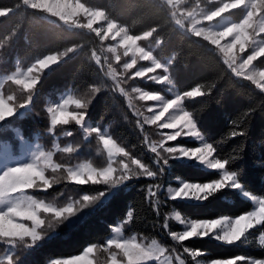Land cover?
Instances as JSON below:
<instances>
[{
    "label": "snow or ice",
    "instance_id": "6c2138e0",
    "mask_svg": "<svg viewBox=\"0 0 264 264\" xmlns=\"http://www.w3.org/2000/svg\"><path fill=\"white\" fill-rule=\"evenodd\" d=\"M237 11L245 14L234 20ZM34 14L57 23L41 33L46 43L34 45L0 83V264H40L29 258L58 230L67 239L97 207L130 189L137 198L105 226L106 238L84 242L77 254L49 255L46 264H264V171L260 188H252L241 163L252 120L257 113L264 117V0H120L111 9L85 0L0 4V20L16 15L10 27L0 26L6 74L8 54ZM126 14L135 17L132 23ZM229 20L234 22L216 27ZM74 54L78 63L37 110L44 78ZM178 65L196 77L190 85L177 81ZM61 89L70 94L55 98ZM229 89L232 99H226ZM235 97L244 98V107L229 111ZM98 98L102 107L94 114ZM213 103L231 122L219 133L204 121ZM41 111L47 147L21 135L20 122ZM119 124L127 125L135 142L110 130ZM174 163L210 171L184 179L173 172ZM226 195L251 204L230 215L190 218L172 203L220 207ZM140 210L148 215L141 217ZM140 220L171 244L133 232ZM171 220L184 230H174ZM257 233L259 256L212 258L185 244L210 238L247 245Z\"/></svg>",
    "mask_w": 264,
    "mask_h": 264
},
{
    "label": "trees",
    "instance_id": "16d2710c",
    "mask_svg": "<svg viewBox=\"0 0 264 264\" xmlns=\"http://www.w3.org/2000/svg\"><path fill=\"white\" fill-rule=\"evenodd\" d=\"M14 0H0V4H11ZM85 2L91 7L99 8H109L111 9L115 3L120 2V0H85ZM35 20L26 22L23 27L19 39L15 45V48L12 50L9 57V64L7 65L8 71L14 68L16 62H23L25 56L29 54L30 50L34 45H40L46 43L42 38L41 33L51 25H55L57 22L53 21L51 18L44 16L43 14H34ZM244 11H237L234 14V20L242 18ZM123 18V17H121ZM129 23L135 19L134 16L125 15ZM16 20V15L9 17L7 20H0V26H3L5 29L10 27ZM139 25H137L138 27ZM73 39L76 37L75 30L66 29L65 30ZM79 57L73 55L64 61V63L57 69H55L56 75L51 77L44 78V91L40 100L38 101V109L44 107V102H47L53 98L50 94L53 86H60L70 75L69 70L74 68L76 63H78ZM5 65L3 61H0V72H3ZM176 78L182 85L188 86L196 78L193 74L186 72L182 65L177 66ZM160 86H156L157 91H159ZM68 91L67 89H61L55 93V98L58 99L59 95ZM164 94V93H161ZM219 98V97H218ZM233 94L232 90H228L226 99H232ZM101 99L98 98L96 101V106L92 109L93 113H98L102 107ZM221 103H224V100H221ZM245 104L243 97H235V102L232 103L229 107V111H236L237 109L243 108ZM204 121L208 127L212 130L213 133H219L225 131V125L230 124V121H224L223 116L219 107L213 103L208 111L204 115ZM111 117L106 120V124H110ZM21 134H25L29 140H37L43 146H49L47 134L43 132L44 128V113L41 111L39 116L32 115L26 117L23 121L20 122ZM261 129H264V117L259 113L255 114L249 129V139L246 141L245 147V157L241 161L246 168L247 173L245 175V180L249 183L250 187L259 189L260 188V173L264 171V168L261 167L264 164V137L261 136ZM111 131H114L117 135H123L128 138L130 142H135L134 137L130 135V129L125 124L111 125ZM10 141L13 139V134L9 133L6 137ZM217 138H219L217 136ZM61 140L64 139L63 136L60 137ZM234 140L229 141V145L234 146ZM226 145V147H229ZM94 154V150H93ZM59 155V154H58ZM85 157H81V160ZM257 161L255 167H252V161ZM80 162V161H74ZM172 170L176 176L182 177L184 179H195L200 178L207 171L200 169L195 171V165H188L184 167H179L175 163L172 165ZM178 185V181L174 182L172 186ZM58 188L60 186H57ZM257 194H260L257 191ZM137 198L136 189H130L126 193H121L118 197L114 198L109 204L102 205L97 207L91 216L79 226L76 230L68 234L67 239H63L65 232L63 230H58L60 235L54 238L52 241L48 242L45 245L41 246V250L36 253L33 257L29 259H34L40 264H46V257L51 255L55 257L56 255H70L77 254L84 242L88 240H95L100 237H105L108 235L104 231L105 226L110 223L113 219L117 218L123 211H126V207L130 206L132 201ZM244 199V198H240ZM173 206L177 211H181L182 214L190 218H207L204 214L211 212L222 213V214H232L234 211H244L247 210L250 206V201H245V204H239L238 199L232 195L222 196L219 201V205L216 204H200L195 202H182L176 201L172 202ZM171 211V209H169ZM141 217L147 216L146 211L140 210ZM174 230H182V226L175 220L170 221ZM133 232L139 231L142 234L150 237L156 238L158 240H164L166 244H171L170 238L166 236H161L158 232H154L151 227H144V221L140 220L132 229ZM130 234V233H126ZM259 234H256L253 243L242 245L240 243L234 245H226L215 239L204 238H192L188 241H185V244L192 248L200 249L205 252L212 258H223L231 257L234 255H251L259 256L260 255V246L258 240ZM97 259L102 262L103 257L97 254Z\"/></svg>",
    "mask_w": 264,
    "mask_h": 264
},
{
    "label": "rangeland",
    "instance_id": "374dc122",
    "mask_svg": "<svg viewBox=\"0 0 264 264\" xmlns=\"http://www.w3.org/2000/svg\"><path fill=\"white\" fill-rule=\"evenodd\" d=\"M95 8V7H94ZM244 14H245V11H244ZM230 22H234L233 20H229V21H226V22H221V23H218L217 25H216V27L217 28H222V27H225V26H227V23H230ZM19 63L20 62H16L15 64H14V68L13 69H11V70H9L8 72H7V74L5 73V71H3V72H0V83H3L6 79H7V76L8 75H11V73L12 72H14L15 70H16V68L18 67V65H19ZM68 94H70L69 93V91H64V92H62L60 95H59V99H63V98H65ZM162 95V97H164V98H171V94H167V95H165V94H161ZM22 135V134H21ZM29 142H30V144L31 145H35V144H37V143H39V144H41L40 142H38L36 139L35 140H29ZM42 146H43V144H41ZM176 186H178V185H176ZM195 203H197V202H195ZM182 230H184V228H183V226H182ZM126 234V233H125ZM127 235V234H126Z\"/></svg>",
    "mask_w": 264,
    "mask_h": 264
}]
</instances>
